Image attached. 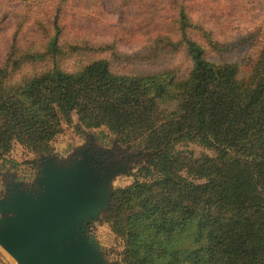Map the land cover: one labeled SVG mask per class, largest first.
<instances>
[{
    "label": "trees",
    "instance_id": "trees-1",
    "mask_svg": "<svg viewBox=\"0 0 264 264\" xmlns=\"http://www.w3.org/2000/svg\"><path fill=\"white\" fill-rule=\"evenodd\" d=\"M166 2L177 10L175 34L133 55L61 43L60 29L35 16L44 12L28 10L44 42L12 44L0 68V162L17 145L54 153L77 116V131L106 129L148 152L113 193L105 220L123 249L109 264H264V40L221 43L179 0ZM248 44L243 70L227 57ZM180 54L185 67L131 70ZM72 57L80 61L70 70ZM168 97L172 106L161 108ZM190 144L204 151L180 149Z\"/></svg>",
    "mask_w": 264,
    "mask_h": 264
},
{
    "label": "rangeland",
    "instance_id": "rangeland-1",
    "mask_svg": "<svg viewBox=\"0 0 264 264\" xmlns=\"http://www.w3.org/2000/svg\"><path fill=\"white\" fill-rule=\"evenodd\" d=\"M179 2L194 22L210 30L221 43H236L251 34L258 37L256 43L264 40V0ZM28 10L44 12L35 16L43 17L51 27L60 29L61 43L108 45L122 55L136 54L158 38L175 34L172 27L178 16L177 10L166 0H67L58 4L54 0H43V4H28L27 7L20 0H0V68L12 44L24 47L26 44L42 45L44 42L33 16L27 19ZM20 26H23L22 29ZM250 46H238L227 60L238 61L243 70L249 69V57L254 54ZM86 60L81 59L82 62ZM79 61L77 57L68 58L63 66L72 70ZM175 66H186L182 54L155 65H137L131 70L156 72ZM112 67L116 68L114 62ZM171 106L169 97L161 102V108ZM74 121L75 124L66 126L64 133L56 139L54 153H28L17 145L9 157L0 162V231L4 230L1 223L12 218L3 212V207L13 201L15 190L20 189L26 195L37 197L44 165L65 168L81 159L84 153L91 152L100 159L101 165H96L100 169L98 177H106L104 192L108 193L109 198L96 217L88 216L75 239L89 243L97 256V261L92 264H109L110 259L123 249L122 241L112 233L105 220L106 216L114 215L113 193L133 182L148 152L133 142L120 143L118 136L106 129L81 128L79 132L77 116H74ZM180 149L193 150L197 155L204 151L193 144L181 145ZM207 153L213 155L212 151ZM0 264H16L1 246Z\"/></svg>",
    "mask_w": 264,
    "mask_h": 264
},
{
    "label": "water",
    "instance_id": "water-1",
    "mask_svg": "<svg viewBox=\"0 0 264 264\" xmlns=\"http://www.w3.org/2000/svg\"><path fill=\"white\" fill-rule=\"evenodd\" d=\"M100 159L86 152L65 168L43 166L37 197L15 190L3 212L0 246L16 264H92L97 256L85 240L76 241L88 216L96 217L109 198Z\"/></svg>",
    "mask_w": 264,
    "mask_h": 264
}]
</instances>
